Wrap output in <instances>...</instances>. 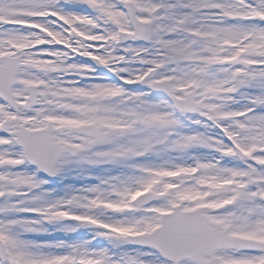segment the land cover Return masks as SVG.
Returning <instances> with one entry per match:
<instances>
[{
    "label": "snow or ice",
    "instance_id": "obj_1",
    "mask_svg": "<svg viewBox=\"0 0 264 264\" xmlns=\"http://www.w3.org/2000/svg\"><path fill=\"white\" fill-rule=\"evenodd\" d=\"M0 264H264V0H0Z\"/></svg>",
    "mask_w": 264,
    "mask_h": 264
}]
</instances>
